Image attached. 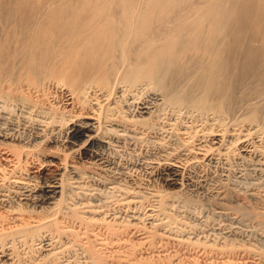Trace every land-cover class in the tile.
Returning <instances> with one entry per match:
<instances>
[{"label":"bare ground","instance_id":"1","mask_svg":"<svg viewBox=\"0 0 264 264\" xmlns=\"http://www.w3.org/2000/svg\"><path fill=\"white\" fill-rule=\"evenodd\" d=\"M0 264H264V0H0Z\"/></svg>","mask_w":264,"mask_h":264}]
</instances>
